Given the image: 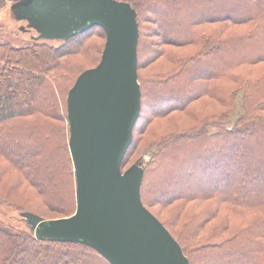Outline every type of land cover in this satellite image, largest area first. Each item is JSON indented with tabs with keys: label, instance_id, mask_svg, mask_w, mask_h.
Returning <instances> with one entry per match:
<instances>
[{
	"label": "trees",
	"instance_id": "obj_1",
	"mask_svg": "<svg viewBox=\"0 0 264 264\" xmlns=\"http://www.w3.org/2000/svg\"><path fill=\"white\" fill-rule=\"evenodd\" d=\"M125 1L137 12L141 107L121 168L147 135L133 160L143 162L141 200L189 264H264V0ZM57 40H0V184L15 176L42 208L0 197L15 217L76 208L66 96L99 61L105 32ZM160 120L172 126L156 131ZM0 264L112 263L90 245L0 224Z\"/></svg>",
	"mask_w": 264,
	"mask_h": 264
},
{
	"label": "water",
	"instance_id": "obj_2",
	"mask_svg": "<svg viewBox=\"0 0 264 264\" xmlns=\"http://www.w3.org/2000/svg\"><path fill=\"white\" fill-rule=\"evenodd\" d=\"M11 2L37 32L34 39H64L93 25L105 32L99 61L76 76L66 96L76 208L54 218L28 210L18 216L38 238L90 245L112 264H189L141 200L142 160L121 168L141 107L135 8L125 0Z\"/></svg>",
	"mask_w": 264,
	"mask_h": 264
},
{
	"label": "rangeland",
	"instance_id": "obj_3",
	"mask_svg": "<svg viewBox=\"0 0 264 264\" xmlns=\"http://www.w3.org/2000/svg\"><path fill=\"white\" fill-rule=\"evenodd\" d=\"M11 0H0V40H7L15 45L23 44L24 42H27L29 39H32L33 37L37 36V32L28 26V23L24 19H18V16L15 15L14 11L12 12L10 10L11 7ZM93 41H100V37L93 36ZM42 40H45L47 43L52 45H58L60 44V41L56 38H40ZM95 54L91 53V58ZM81 58V65L77 66V68H81L84 65L86 66L87 62H91L88 55H85ZM153 65V64H152ZM240 96V94H239ZM239 96L237 99V102H239ZM239 105H237V108H235V114L234 117H236V114H238ZM232 118V121H233ZM231 120V118H230ZM165 120H160V124L156 126V131H164L168 127L172 126L170 124H167L164 122ZM174 118L173 124H176L177 121ZM229 121V120H228ZM231 124V123H230ZM170 125V126H169ZM140 134H136L137 137H139ZM136 137V138H137ZM148 140L147 135H141L140 140L137 141V148L130 157L129 161L125 165V167L129 166L130 163H133L134 158L136 157L137 153H139V150L143 148L144 142ZM143 159L145 161L149 160V155L143 154ZM21 180L16 178L13 175L6 176L5 179L0 184V197H7L11 201V203H17L21 204L23 207L27 208L28 210L38 211L41 210V206H38L39 197L35 194V192L25 184H21ZM9 204L6 201L1 202L0 201V224L6 228H9L11 230L17 229V227L21 226L24 227L27 225L26 221L22 218L16 216L13 214L14 211V205ZM164 215H166L165 211H162ZM48 216V215H45ZM66 216V215H65ZM61 217V216H59ZM54 218V217H53Z\"/></svg>",
	"mask_w": 264,
	"mask_h": 264
}]
</instances>
